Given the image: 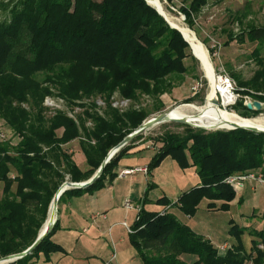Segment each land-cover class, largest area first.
Returning <instances> with one entry per match:
<instances>
[{
  "label": "trees",
  "instance_id": "16d2710c",
  "mask_svg": "<svg viewBox=\"0 0 264 264\" xmlns=\"http://www.w3.org/2000/svg\"><path fill=\"white\" fill-rule=\"evenodd\" d=\"M207 1L180 0L178 11L189 28ZM166 2L175 6L173 0ZM0 13V121L10 133L0 131L3 258L33 244L66 176L70 182L87 181L110 149L150 115L170 105L169 94L191 75L187 63L196 60L181 34L145 0H0ZM246 18L247 13L241 12L235 20L243 24ZM243 41L256 44L251 57L257 69L245 81L234 72L230 76L247 90L242 96L263 103L264 97L257 93H264V58L260 57L264 23H248L239 39ZM114 96L127 100L128 107L112 108ZM46 97H58L70 110L81 112L74 118L63 112L53 115L43 106ZM144 97L151 100L150 109L140 107ZM96 100L104 104L101 113ZM190 101L191 97L185 100ZM235 108L241 109L244 118L259 113L248 110L241 100ZM180 126L182 133L166 132L152 139L158 148L146 173L167 157L181 170H195L198 185L183 192L175 203L185 216L192 217L203 199L209 206L220 201L218 210H228L236 192L225 183L227 177L248 171L264 176V133L206 132ZM141 136L121 148L89 187L65 191L58 204L110 184L117 176L118 162ZM13 138L17 139L14 144ZM75 140L88 168L84 172L67 152V145ZM157 202L168 204L163 198ZM56 229L57 221L29 255L11 264H35L40 255L47 262L50 254L63 252L50 240ZM243 232L232 225L229 234L235 244L220 252L167 211L148 213L140 208L129 241L142 264H188L184 256L194 259L190 264L262 263L264 230L251 232L250 253L242 246Z\"/></svg>",
  "mask_w": 264,
  "mask_h": 264
},
{
  "label": "crops",
  "instance_id": "0c3cea01",
  "mask_svg": "<svg viewBox=\"0 0 264 264\" xmlns=\"http://www.w3.org/2000/svg\"><path fill=\"white\" fill-rule=\"evenodd\" d=\"M147 143L148 141H143L134 145L122 159L130 155L142 157L125 163L120 160L115 172L132 167H146L154 154L152 150L145 149ZM67 152L80 171L88 169L76 140L67 145ZM144 159L146 162L141 165L140 162ZM167 159L169 160L165 161ZM174 175L180 176L178 182L173 180ZM198 183L199 179L193 168L181 170L167 157L149 175L136 173L125 177L116 176L110 184L93 194L66 197L60 204L57 229L50 239L63 252L50 254L47 262L40 255L35 264H105L113 254L115 258L110 264H140L136 261L137 254L128 240L130 232L123 225L124 223L128 229L131 228L137 210L126 209L123 206L125 200L148 213L167 211L217 250L223 246L227 250L235 244L229 234V229L235 225L244 230L241 243L244 251L250 253L254 239L251 232L264 230L263 226H259L260 222L264 223V186L247 183L235 193L226 211L218 210L222 202L216 201L209 206L210 202L203 199L192 217L185 216L175 203L183 192ZM162 198L168 204L157 202ZM245 236L251 239L247 247L243 243ZM258 248L261 249L259 245ZM254 257L252 252L251 259ZM182 260L190 264L194 259L184 256ZM245 264L253 263L248 260ZM259 264H264V257Z\"/></svg>",
  "mask_w": 264,
  "mask_h": 264
},
{
  "label": "rangeland",
  "instance_id": "374dc122",
  "mask_svg": "<svg viewBox=\"0 0 264 264\" xmlns=\"http://www.w3.org/2000/svg\"><path fill=\"white\" fill-rule=\"evenodd\" d=\"M158 1L162 5L164 12L172 19V21H174V23L181 25L183 24L185 27L190 29L195 34L198 41L204 46L205 50L207 51L209 60L213 68L214 75H217L218 73L221 72L226 73L235 82L237 87V92L240 94V96H242V93H244L247 90L244 87H239L237 85L236 81L232 78V76H230V72H234L238 74L240 78L243 81H245L250 79L254 71L257 69L255 61L251 57V53L255 49L256 44H250L246 41L239 42V39L243 37V32L246 30V26L248 23H251L254 26H260L261 24L264 23V0H208L206 6L194 19V26L192 29L189 28L187 22L185 21L184 15L178 11V8L180 7V0H173V3L175 4L174 7L171 6V4H169L168 2H166V0H158ZM241 12L247 13V18L245 22H243V24L235 20V18L239 16ZM2 16L3 13H0V18H2ZM231 37L233 40H230ZM190 54L192 55L191 49H190ZM260 57L264 58V45L260 47ZM193 58L196 60L195 64L189 62L187 63L190 69H192L191 75L186 76L184 78V81L181 84H179L174 90H172V92L168 96V98L171 101L170 105L168 107H165L161 111L150 115L146 120L181 105H194L197 107H202L205 105L206 97L211 90L210 88L211 83L206 77L204 71L202 70L198 59L194 56ZM193 88H196L195 92L193 91ZM250 93H255V92L250 90ZM257 94L262 95L264 97V93L262 92H258ZM189 97H191V101L185 102V100ZM113 99H119V98L118 96H114ZM97 102H101V100H96V104ZM218 103L220 104V102ZM237 103L231 108L226 107V111L236 116L244 118L243 115L240 116L242 114L240 113L241 109L235 108ZM139 105L140 107L150 109L152 103L151 100L144 97L140 101ZM96 106L98 107L97 108L98 112L101 113V109L103 106H99V105ZM80 112L81 109H79L78 113ZM248 116L249 118H256V117L264 118V111L256 115L251 114ZM87 126L90 127V125ZM190 128L199 129L206 132L217 131V130H206V129L193 128V127ZM183 130L184 127L180 126V124L174 122H165L156 125L150 128L149 130L145 131L144 133L140 134L142 135L141 138L134 141L133 145L137 146L138 143L150 139V141H148V143L145 145V148H147V150L149 149L154 152L158 148V145L155 142H153L152 139H155L166 132L182 133ZM0 131L5 132V134L8 136L10 135L9 131L1 121H0ZM218 131H227V130L219 129ZM16 142L17 139L13 138L12 143L14 144ZM144 154H146V152ZM141 157L142 156L139 155H130L123 159L121 158L120 160L122 163H125V162L135 161L134 158L138 159ZM168 160L169 159L165 161ZM145 162L146 161L144 159L140 162V164L142 165ZM179 177L180 176L174 175L173 180H176V182H178ZM65 181L70 182L67 176L65 177L64 182ZM1 192H2V186L0 185V196H1ZM60 207H61L60 204H57L56 216H58ZM231 212L233 213L234 211ZM260 224L261 225L259 226L264 227L263 222H260ZM243 243L247 247L251 243L250 237L247 238V236H245L243 238ZM135 258L138 263L142 264V261L139 257L136 256Z\"/></svg>",
  "mask_w": 264,
  "mask_h": 264
},
{
  "label": "bare ground",
  "instance_id": "6f19581e",
  "mask_svg": "<svg viewBox=\"0 0 264 264\" xmlns=\"http://www.w3.org/2000/svg\"><path fill=\"white\" fill-rule=\"evenodd\" d=\"M152 7L156 8L172 26L179 29L185 40L188 42L193 55L200 62L201 68L206 77L212 84V89L208 93L205 105L197 107L194 105H181L166 111L167 120H185L190 125L202 127L206 130L229 129L232 126H240L244 128L264 129V118H242L226 111V100L223 98L221 104L214 103L217 100L215 94L214 72L209 60L207 51L204 46L198 41L195 34L185 27L183 24H176L164 12L162 5L158 0H146ZM179 23V22H178ZM169 122V121H167ZM46 223L51 222L56 217L55 209L50 208L48 211Z\"/></svg>",
  "mask_w": 264,
  "mask_h": 264
},
{
  "label": "built area",
  "instance_id": "2783aa9c",
  "mask_svg": "<svg viewBox=\"0 0 264 264\" xmlns=\"http://www.w3.org/2000/svg\"><path fill=\"white\" fill-rule=\"evenodd\" d=\"M214 81H215V94L217 97V101L220 102V104L223 101V98L226 100V107H232L234 106L238 101H242V104L245 106L246 103H251L253 100L249 96H240V94L237 92V87L235 82L224 72L218 73L217 75H214ZM210 88L212 89V84L210 85ZM193 91H196V88H193ZM261 103V102H259ZM96 105L104 106L103 102H97ZM129 102L125 99H112L111 101V107L118 109V110H124L128 107ZM261 105L264 106L263 103ZM43 106L49 111L51 114H55L56 112H63L66 114V116L70 118H74L75 114L79 112V108H74L73 110H70L66 103L58 98V97H46L43 101ZM87 125H90L88 123ZM3 137V135H1ZM147 169L146 167H132V168H126L122 169L117 173L118 177H125V176H131L136 173H143L146 174ZM225 183L228 184L234 192H238L242 190L247 183H254L260 186H264V176L259 171H248L242 174L229 176L225 179ZM123 206L126 209H132L135 208L137 212L140 210V207H134L130 201L125 200L123 203ZM123 225L127 228V230L130 232V229L126 226V224L123 223ZM261 248V246H259ZM226 249L225 246L220 247L219 251L224 252ZM115 258V255L113 254L111 259L106 262L105 264H110L111 261Z\"/></svg>",
  "mask_w": 264,
  "mask_h": 264
},
{
  "label": "water",
  "instance_id": "95a60500",
  "mask_svg": "<svg viewBox=\"0 0 264 264\" xmlns=\"http://www.w3.org/2000/svg\"><path fill=\"white\" fill-rule=\"evenodd\" d=\"M146 1V0H145ZM146 3L148 5H150L147 1ZM151 6V5H150ZM152 7V6H151ZM154 8V7H152ZM156 12L163 17V19L165 20V22L172 28L177 30L183 40L188 44V42L185 40L183 34L179 31V29H177L176 27L172 26L170 23H168L167 19L156 9ZM189 46V44H188ZM190 48V47H189ZM193 55V53H192ZM194 56V55H193ZM195 57V56H194ZM214 103H217V100L214 101ZM245 107L248 110H253L255 112H262L264 111V106L261 105V103H259L258 101H252L250 104L246 103ZM174 122L177 124H182V125H187L193 128H200V129H204L202 127H198V126H193L190 125L187 121L185 120H167L166 119V113H160L146 121H144L136 130H134L132 133H130L129 135H127L126 137H124L116 146H114L112 149H110L108 151V153L106 154L105 158L103 159V161L101 162L100 166L98 167V169L96 170V172L87 180L84 182H80V183H73V182H63L60 187L57 189L56 193L54 194L50 206H49V210L50 208L53 207V209H55V212L57 214V204H58V200L60 198V196L67 190L70 189H84L89 187L94 181H96L103 168L105 167V165L109 162V160L124 146H126L131 140H133L135 137H137L138 135L144 133L145 131L149 130L150 128L165 123V122ZM235 129H243L249 132H254V133H264V129H256V128H244V127H240V126H232L229 129H225V130H235ZM49 213V212H48ZM48 216V215H47ZM47 220V218H46ZM46 220L42 226V228L40 229L37 238L35 239V241L33 242V244L28 247L26 250H24L21 253H17V254H13V255H9L3 258H0V264H11L23 257H25L26 255H29L40 243L41 241L50 233V231L53 229L56 221H57V216L55 217V219L51 222L46 223Z\"/></svg>",
  "mask_w": 264,
  "mask_h": 264
}]
</instances>
